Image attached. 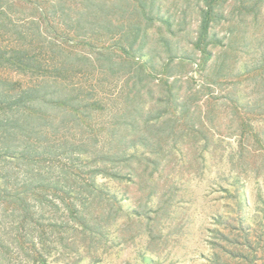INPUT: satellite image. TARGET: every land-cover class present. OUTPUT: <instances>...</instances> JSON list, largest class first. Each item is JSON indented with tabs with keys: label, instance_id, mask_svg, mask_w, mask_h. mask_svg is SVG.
Instances as JSON below:
<instances>
[{
	"label": "rangeland",
	"instance_id": "374dc122",
	"mask_svg": "<svg viewBox=\"0 0 264 264\" xmlns=\"http://www.w3.org/2000/svg\"><path fill=\"white\" fill-rule=\"evenodd\" d=\"M28 1L0 0V47L16 41L19 30L34 31L38 25L50 37L75 32L71 22L55 13L58 2L70 6L74 18L79 16L78 9L91 5V0ZM210 2L162 0V12L173 25L156 22L149 29L148 43L140 52L153 56L161 78L169 80L174 92L188 95L189 91L204 88V83L207 86L188 103L190 115L168 114L161 130L145 131L148 144L143 140L133 143L140 136L132 131L124 146V141H120L125 132L123 126L113 133V128L120 127L118 122L123 121L113 115L129 105L118 86L121 71L113 76L109 65L120 67L99 60L98 50L85 44L76 46L77 50L92 54L96 61L85 66L88 76L76 81L85 89L99 84L100 96L108 102L106 110L95 112L93 121L101 141L99 149L120 156L132 155L129 161L108 163L125 177H98L124 204L122 216L110 227L111 247L109 238H104L96 249L92 242L100 237L93 240L80 231L67 233L66 229L61 234L69 242L76 236L78 245L64 244L56 239L61 234L49 230L43 250L49 264H213L216 242L241 251L242 245L233 242H243L244 236L236 229L249 227L254 229L250 243L257 251V264H264V0H214L209 47L218 58L211 66L208 64L207 78L199 66L203 52L193 42L201 30L202 8L206 10ZM27 18L38 20L37 24H26ZM116 36L115 32L97 34L94 41L97 46L111 45L117 42L113 39ZM166 37L170 45L162 42ZM183 55L194 63H176L172 68L163 65L171 56ZM2 64L0 75L24 84L38 79L31 73L16 71L7 62ZM178 77L183 81L194 79L181 87L182 82L175 83ZM163 83L152 86L153 95L164 97L169 93L172 86ZM149 93L146 87L147 111L158 106ZM167 107L161 103L154 114L158 108ZM79 130L76 133L83 134ZM94 158L96 154L90 151L84 156V164ZM55 216L66 219L61 212ZM14 228V215L5 216L0 206V264H35L34 258L29 259L34 252L31 242H26L28 237L18 239ZM80 240L86 246H81ZM67 244L71 246L66 247ZM223 259L230 264L243 263L232 260L229 254Z\"/></svg>",
	"mask_w": 264,
	"mask_h": 264
},
{
	"label": "trees",
	"instance_id": "16d2710c",
	"mask_svg": "<svg viewBox=\"0 0 264 264\" xmlns=\"http://www.w3.org/2000/svg\"><path fill=\"white\" fill-rule=\"evenodd\" d=\"M117 1L99 3L91 0V5L85 4L84 10H77V18L73 17L74 10L70 6L59 1L55 13L71 22L75 32L50 37L38 25L34 31L19 30L16 41L0 47L2 66L7 62L16 71L31 73L38 78L33 83L24 84L0 75V165L3 167L0 174V206L5 216L14 215L18 239L28 237L26 242H31L34 249L29 259L34 258L35 264H49L43 251L47 247L49 230L57 235L65 229L67 233H70L69 230L74 233L80 231L93 240L96 236L100 237L98 241L96 238V244L92 242L96 249L104 238H109L111 247L110 227L118 222L125 211L123 199L112 192L108 184L100 182L98 177H125L120 171L109 167L108 163L129 161L132 154L120 156L99 149L101 141L96 136L93 121L95 112L106 110L108 102L100 96L99 84L85 89L82 83L76 81L88 76L85 72L88 63L96 62L92 54L81 52L76 46L85 44L98 50L99 60L120 67L115 69L109 65L113 76L121 71L117 78L118 86L129 104L126 109L113 115L118 121L123 119L118 122L117 126L120 127L113 128V133L124 127L125 132L120 135L124 146L128 145L127 136L132 131L140 136L133 143L138 144L143 140L148 144L144 132L157 128L161 130L162 120L168 114L190 115L188 103L207 86L204 83V88L189 91L188 95L174 92L169 80L161 78L162 73L159 66L154 65L153 56L140 52L148 43L150 27L156 22L173 25L162 12V0H134V4L126 3L130 0ZM213 3L214 0H211L206 10L202 8L201 30L193 42L203 52L204 58L199 66L207 78L209 74L205 72L208 64L211 66L212 61L218 58L209 47ZM37 21L27 18L24 22L30 25L37 24ZM113 32L117 35L113 37L117 42L101 46L95 44L94 35H113ZM168 39L163 38L162 42L170 45ZM176 63L188 66L194 60L187 55L171 56L163 65L172 68ZM187 79L183 81L178 77L175 83L182 82L183 87L194 77ZM112 81L117 85L115 80ZM163 82L172 86L169 93L164 97L153 95L152 86L157 83L164 85ZM146 87H149V95L156 105L165 103L168 107L158 108L156 115L154 110L158 106H153L152 112L147 111ZM78 130L83 134L76 133ZM90 151H94L96 158L84 164V156ZM100 162L105 163L104 166H100ZM98 209L101 211L97 212ZM58 212L66 215V219H56ZM236 230L244 236V241L236 240L233 243L242 245V250L236 252L226 244L216 242L213 264H230L224 261L225 254L231 255L232 260L242 261V264H257V251L250 243L254 229ZM222 235L227 237L225 233ZM56 239L64 244L78 243L76 236L71 242L63 234ZM79 243L86 246L84 240ZM69 246L71 244L66 245Z\"/></svg>",
	"mask_w": 264,
	"mask_h": 264
}]
</instances>
